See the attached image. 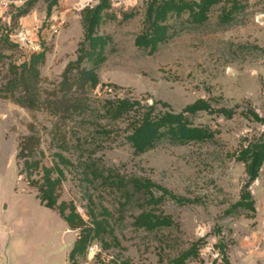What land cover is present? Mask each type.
Instances as JSON below:
<instances>
[{
    "label": "rangeland",
    "instance_id": "obj_1",
    "mask_svg": "<svg viewBox=\"0 0 264 264\" xmlns=\"http://www.w3.org/2000/svg\"><path fill=\"white\" fill-rule=\"evenodd\" d=\"M148 1L110 0L96 28L107 41L104 60L82 64L95 70L98 86L81 95L83 113L61 119L44 103L20 104V88L9 82L15 67L40 55V100L64 109L56 97L63 74L85 39L83 14L100 0H0V264H174L192 248L181 264H264V162L247 189L253 207L237 206L249 180L241 152L264 141V0H218L202 23L189 11L171 13L163 22L169 37L155 48L136 42L152 34ZM234 1L240 7L225 21ZM22 29L32 32L37 52L11 42ZM120 100L140 105L114 119L106 112ZM199 100L210 109L186 116L212 138L163 140L144 152L128 141L138 112L181 113ZM23 140L34 150L27 159L39 161L31 175L20 174ZM47 169L58 182L53 210L37 198ZM134 180L155 186L136 189ZM63 205L86 227L100 225L74 258L81 229L65 222ZM147 211L168 224L139 226Z\"/></svg>",
    "mask_w": 264,
    "mask_h": 264
},
{
    "label": "trees",
    "instance_id": "obj_2",
    "mask_svg": "<svg viewBox=\"0 0 264 264\" xmlns=\"http://www.w3.org/2000/svg\"><path fill=\"white\" fill-rule=\"evenodd\" d=\"M217 1L218 0H199L186 2L184 0H149L147 29H152V34H142L137 38V44L155 48L159 42L167 39L169 37V28L167 25H163V22L167 20L171 13L180 15L183 11H189L192 21L196 23L206 21L211 7L216 4ZM234 2L231 10L223 16L225 21H229L231 12L237 11L240 7L239 3L236 1ZM110 7V0H100L97 6L87 8L83 14L85 39L81 42L77 60L70 64L63 74V80L60 84V93L62 97L56 96L57 98L64 99L66 103L64 109L58 108L59 101L57 100H52L51 103L50 100L47 103L40 100V94L38 92L39 70L37 68L40 55H32L30 62H24L21 66L15 67L13 71L14 76L10 80L8 87L11 89L16 87L20 88L19 95L16 98L20 104L28 109L35 110L40 108L41 105H43L42 103H44L46 109L48 108L49 111L52 109L51 113H56L61 119H66L75 113L79 114L85 111V107L83 108V104L80 102V97L81 95H85L86 92L96 88L99 83V78L93 68L83 67L82 64L86 61H92L95 66H98L99 63L104 60V49L107 41L106 38L96 35V28L105 14L104 11ZM11 42L19 47V44L14 40ZM0 58H2L1 53ZM18 68H21L20 72H17ZM139 105L138 102L120 100L111 103L106 113L112 118L118 119L129 112H135ZM209 109V105L204 100H199L193 105L187 106L181 113L166 112L163 114H154V107L149 106L145 108L143 112L137 113L139 116L133 119L131 123L132 132L127 139L136 152H144L152 149L163 140H169L179 144H185L191 141H205L212 138L213 133L206 128L193 126L186 114L194 115L199 111ZM33 138L34 137H32V139ZM27 141L28 140H23L21 142L18 158H25V166L21 169L20 174L27 172L28 175H31L34 170L38 169L39 161H30L27 159V157L34 152L33 147L29 145ZM241 158L246 165V173L249 180L245 190H243L242 200L237 206L253 207V202L250 201L251 194L247 189L250 184L258 178L259 171L263 165L264 141L251 145L243 150L241 152ZM42 181L43 183L38 187L37 198L42 205L53 210L59 200V194L57 193L58 182L52 180L48 169L45 171ZM116 183L123 186L126 185L122 180ZM133 186L136 189L142 187L148 190L149 187L155 186V184L149 181L134 180ZM162 192L165 195L169 194L171 198L178 201H187L175 196L167 189H162ZM152 198H154V196L150 194L149 200ZM60 214L71 229H81V237L76 241L70 253V257L74 258L76 255L84 252L89 242L99 234L100 225L97 222L93 228L86 227L84 219L75 212L74 208L71 212L66 213L64 205L61 207ZM160 221L161 222L154 220L148 211L142 212L136 218V223L139 226H145L147 228L155 227L158 223L168 224V220L164 218ZM196 250V248H192L191 251L184 253L183 256L175 260L174 264L184 263L187 257Z\"/></svg>",
    "mask_w": 264,
    "mask_h": 264
},
{
    "label": "built area",
    "instance_id": "obj_3",
    "mask_svg": "<svg viewBox=\"0 0 264 264\" xmlns=\"http://www.w3.org/2000/svg\"><path fill=\"white\" fill-rule=\"evenodd\" d=\"M14 41L28 48L32 54L37 52L39 49V45L36 39L33 38L32 32L29 29H22L16 32L14 35Z\"/></svg>",
    "mask_w": 264,
    "mask_h": 264
},
{
    "label": "crops",
    "instance_id": "obj_4",
    "mask_svg": "<svg viewBox=\"0 0 264 264\" xmlns=\"http://www.w3.org/2000/svg\"><path fill=\"white\" fill-rule=\"evenodd\" d=\"M10 228L9 227H7V228H5V231H4V233H8V232H10Z\"/></svg>",
    "mask_w": 264,
    "mask_h": 264
},
{
    "label": "water",
    "instance_id": "obj_5",
    "mask_svg": "<svg viewBox=\"0 0 264 264\" xmlns=\"http://www.w3.org/2000/svg\"><path fill=\"white\" fill-rule=\"evenodd\" d=\"M6 207V206H5Z\"/></svg>",
    "mask_w": 264,
    "mask_h": 264
}]
</instances>
